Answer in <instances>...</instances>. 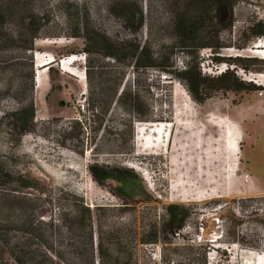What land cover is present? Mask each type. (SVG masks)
<instances>
[{"label": "rangeland", "instance_id": "rangeland-1", "mask_svg": "<svg viewBox=\"0 0 264 264\" xmlns=\"http://www.w3.org/2000/svg\"><path fill=\"white\" fill-rule=\"evenodd\" d=\"M204 1L33 0L41 14L38 31L46 36L36 39L32 51L23 48L20 19L5 16L0 26V264H12L15 242L25 252L24 244H31L30 255L42 264L264 263V178L256 176L264 174V84L252 80L264 73V59L251 51L258 39L264 42L252 28L264 20V0H231L228 28L211 20L212 1ZM180 15L205 18L184 41L174 28ZM219 17L224 24L226 14ZM81 24L83 33L71 36ZM107 39L124 42L128 51L146 46L171 72L135 70L125 60L103 57ZM216 41L222 43L218 49L201 46ZM87 43L99 48L90 56V77ZM36 52L40 60L51 56L54 61L42 89L34 88L32 78ZM72 57L71 72H61L59 60ZM224 63L231 75L210 81L211 96L204 102L193 98L186 83L196 70L215 78ZM118 71H123L121 86L137 92L141 117L152 113L151 120H130L114 104L96 116L86 107L80 111L88 87L99 84L107 91ZM232 74L259 88L231 89ZM52 83L57 87L50 89ZM30 96L34 125L20 133L4 113ZM228 127L238 132V161L226 162ZM234 161L233 179L227 169ZM93 165L131 169L140 181L98 183ZM84 204L99 205L91 235L88 228L61 225L69 217L65 214L75 206L80 212ZM168 204L185 205L190 213L173 235L161 230ZM38 220L43 223L28 237L24 229ZM154 235L158 241L147 242Z\"/></svg>", "mask_w": 264, "mask_h": 264}, {"label": "trees", "instance_id": "trees-1", "mask_svg": "<svg viewBox=\"0 0 264 264\" xmlns=\"http://www.w3.org/2000/svg\"><path fill=\"white\" fill-rule=\"evenodd\" d=\"M212 1L213 8L215 14L211 18L212 21L220 28H228L231 26L232 19V3L231 0H206ZM226 14L225 23H221L220 15ZM17 16L20 19L21 27L23 30V35L25 36L23 48L26 51H32L35 48V41L37 38L44 37L46 35H42L39 33L37 26L39 25L40 20V10L34 4L33 0H2L0 1V26L2 25L5 16ZM205 21V18L200 15L198 19H188L184 15H180L176 18L174 23V28L177 37L179 40H188L190 37L188 32L195 33L198 30V25H202ZM222 26V27H221ZM256 27L253 31L254 35L264 36V20H257L253 23V27ZM83 25L74 29L71 32V36L77 37L81 32L83 33ZM6 36L7 34L4 33ZM87 36V35H86ZM104 47L102 51H100L103 57L110 58L114 62H120L122 60L127 61V66L131 65L135 70L140 69L141 67H149V68H157L158 71L163 72H171L170 69L166 67V65L161 64L158 60H163L161 55L154 54L150 52L148 48L144 45H136L133 48V51H128V47L124 42L119 44L106 40L104 43ZM219 42H204L201 44L203 47H210L213 49H218L222 45ZM99 46V45H98ZM93 48V49H92ZM87 54V65L85 66V72L88 77H90L92 65L90 64V56L95 52L99 54V48L97 45H90L87 43V46L83 49ZM188 51H186L187 53ZM214 56H218L215 52L212 57L209 59L212 63ZM209 63V62H208ZM57 64V63H56ZM53 64L48 66V72L52 70ZM190 69H186L185 72H188ZM123 71L115 72L111 78L110 87L107 89L98 85H93L92 87H88L87 95L85 96L84 102L81 104L80 111L84 110L86 107L90 115L96 116L99 115L100 112L107 111L111 108V106L118 105L130 118V120H151L152 113L146 118L141 117V110L137 107V100L139 99L138 94L135 90H131L125 84L121 86ZM231 75L229 69L221 72L215 78L202 75L201 72L196 70L194 76L189 78L188 83H186V87L191 96L195 99H198L199 102H204L207 98L211 96V92L209 91L208 83L213 80H223L226 77ZM231 78L233 80V85L231 89H243L247 88V90H252L255 85L249 87V84L244 83L241 80H237L232 74ZM34 78V75L32 76ZM246 87H244L245 85ZM59 86V85H58ZM57 87L54 83L51 84L50 89H54ZM121 87V88H120ZM35 88V83H34ZM252 88V89H251ZM255 90V89H253ZM62 103V101H59ZM86 105V106H84ZM5 117L9 120L10 126L16 130L17 132H27L32 130L34 125V102L33 97L30 96L25 101H18L17 106L10 111L9 113H4ZM90 172L92 176L98 183H103L107 178H111L113 180L119 181H135L139 180L131 169H126L122 167H111V168H103L99 166H90ZM1 177V174H0ZM1 184V183H0ZM82 210L79 212L77 207L75 206L71 213L65 214V218L67 215L66 222L64 223V218L61 219V225L66 226L67 229L71 230H80L82 228H88L90 230V235L92 234V226H93V217L98 216L99 213V205H95L90 207L87 204L81 206ZM166 218L161 224V230L165 233H170L171 235L178 233V231L184 226L186 219L189 216V207L182 204H168L165 207ZM60 222V221H59ZM39 223H43L38 220L36 224L31 222L25 229L24 232L27 233L28 237L34 235V231L39 227ZM53 225V224H50ZM91 237V236H90ZM158 237L154 235L147 242L155 243L158 241ZM19 242H15L11 245L10 257L12 260V264H42L41 262L35 260L34 256H31L32 247L31 244H24L27 247V252L21 250V245L17 246ZM21 244V243H20ZM17 247L20 249L17 251ZM34 250V249H33ZM49 250V249H48ZM51 252V251H50ZM97 257L99 260V244L97 246ZM59 264V262H57ZM51 264H54L53 261ZM93 264V262H92ZM205 264V263H203Z\"/></svg>", "mask_w": 264, "mask_h": 264}, {"label": "bare ground", "instance_id": "bare-ground-1", "mask_svg": "<svg viewBox=\"0 0 264 264\" xmlns=\"http://www.w3.org/2000/svg\"><path fill=\"white\" fill-rule=\"evenodd\" d=\"M263 42H258L252 49L251 51L253 53H255L256 55L258 54L262 59H264V46H262ZM250 50V49H249ZM76 60V58L72 57L71 59H67L64 60L62 59V62H60L65 71H69L71 72L70 69V65L71 63ZM35 68H36V77H35V86L36 88H44L46 86V83L44 81V77H45V71L48 69V65L53 63V59L51 56H49L48 58H45L43 60L39 59L38 53H35ZM258 79H256V77H254L252 80H254V82L259 83V84H264V73H259L257 75ZM230 130L229 135L227 136V141L229 143V147H226V153H227V157H226V162L230 160V158H234L236 161H238L237 159H239V155H240V151L238 146L236 145L237 141H238V132L235 131H231L230 127H228ZM236 162L234 161V164H231V166L227 169L228 172L232 175L233 179H234V174L237 170L236 167ZM230 165V164H229ZM228 180H230L228 178ZM228 181H226V185H227ZM227 189L230 190V188L227 186ZM264 264V263H263Z\"/></svg>", "mask_w": 264, "mask_h": 264}, {"label": "clouds", "instance_id": "clouds-1", "mask_svg": "<svg viewBox=\"0 0 264 264\" xmlns=\"http://www.w3.org/2000/svg\"><path fill=\"white\" fill-rule=\"evenodd\" d=\"M220 67H221L220 70L223 72V71H225L226 69H229L230 65L224 63V64H223L222 66H220Z\"/></svg>", "mask_w": 264, "mask_h": 264}, {"label": "crops", "instance_id": "crops-1", "mask_svg": "<svg viewBox=\"0 0 264 264\" xmlns=\"http://www.w3.org/2000/svg\"><path fill=\"white\" fill-rule=\"evenodd\" d=\"M51 64H53V63H51ZM61 72H66V71H61ZM48 83V82H47ZM257 176V178H264V174H263V171L260 173V175H256Z\"/></svg>", "mask_w": 264, "mask_h": 264}, {"label": "built area", "instance_id": "built-area-1", "mask_svg": "<svg viewBox=\"0 0 264 264\" xmlns=\"http://www.w3.org/2000/svg\"><path fill=\"white\" fill-rule=\"evenodd\" d=\"M261 18H264V17H262V16H260ZM260 41V39H258V41L257 42H259ZM263 41H264V39H263ZM264 43V42H263ZM256 43H254V45H255ZM60 62L62 61V59H60L59 60ZM219 72H221V70L219 69Z\"/></svg>", "mask_w": 264, "mask_h": 264}, {"label": "water", "instance_id": "water-1", "mask_svg": "<svg viewBox=\"0 0 264 264\" xmlns=\"http://www.w3.org/2000/svg\"><path fill=\"white\" fill-rule=\"evenodd\" d=\"M34 65H35V61H34ZM34 78H35V76H34Z\"/></svg>", "mask_w": 264, "mask_h": 264}]
</instances>
